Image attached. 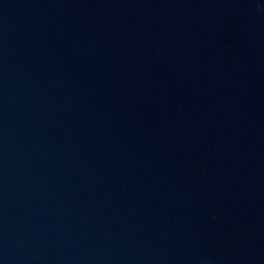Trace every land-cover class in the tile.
Returning a JSON list of instances; mask_svg holds the SVG:
<instances>
[{"label": "water", "instance_id": "95a60500", "mask_svg": "<svg viewBox=\"0 0 264 264\" xmlns=\"http://www.w3.org/2000/svg\"><path fill=\"white\" fill-rule=\"evenodd\" d=\"M0 264H264V0H0Z\"/></svg>", "mask_w": 264, "mask_h": 264}]
</instances>
